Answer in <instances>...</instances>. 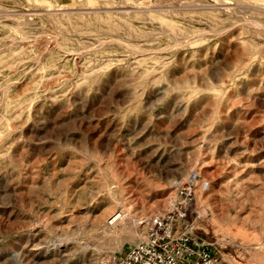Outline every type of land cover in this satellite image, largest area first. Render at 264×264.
Returning <instances> with one entry per match:
<instances>
[{"label":"rangeland","instance_id":"obj_1","mask_svg":"<svg viewBox=\"0 0 264 264\" xmlns=\"http://www.w3.org/2000/svg\"><path fill=\"white\" fill-rule=\"evenodd\" d=\"M188 184L264 264V0H0V264H103Z\"/></svg>","mask_w":264,"mask_h":264},{"label":"built area","instance_id":"obj_2","mask_svg":"<svg viewBox=\"0 0 264 264\" xmlns=\"http://www.w3.org/2000/svg\"><path fill=\"white\" fill-rule=\"evenodd\" d=\"M186 198L152 214L145 220V236L103 264H216V244L196 233L187 203L190 184L183 189Z\"/></svg>","mask_w":264,"mask_h":264},{"label":"bare ground","instance_id":"obj_3","mask_svg":"<svg viewBox=\"0 0 264 264\" xmlns=\"http://www.w3.org/2000/svg\"><path fill=\"white\" fill-rule=\"evenodd\" d=\"M111 219H112L113 221L119 219L121 222H123V223H122V227H121L122 230L126 227V226H125V224H126V221H125V214H123V213L115 214V215H113V217H112Z\"/></svg>","mask_w":264,"mask_h":264},{"label":"crops","instance_id":"obj_4","mask_svg":"<svg viewBox=\"0 0 264 264\" xmlns=\"http://www.w3.org/2000/svg\"><path fill=\"white\" fill-rule=\"evenodd\" d=\"M44 1H48L49 3H69L72 0H44Z\"/></svg>","mask_w":264,"mask_h":264}]
</instances>
